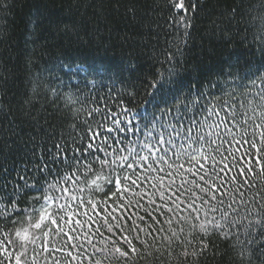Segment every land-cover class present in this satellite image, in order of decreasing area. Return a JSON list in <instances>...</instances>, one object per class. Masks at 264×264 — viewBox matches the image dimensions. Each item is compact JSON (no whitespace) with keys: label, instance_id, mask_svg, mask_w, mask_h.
Returning <instances> with one entry per match:
<instances>
[{"label":"snow or ice","instance_id":"6c2138e0","mask_svg":"<svg viewBox=\"0 0 264 264\" xmlns=\"http://www.w3.org/2000/svg\"><path fill=\"white\" fill-rule=\"evenodd\" d=\"M166 4L173 34L160 54L172 75L197 5ZM163 75L148 84L147 123L130 119L135 93L93 97L79 125L31 150L15 180L0 169V195L11 197L0 200V218L13 225L0 228V264H195L213 238L239 264H253L254 251L264 264V76L240 104L239 83L227 91L216 81L215 90L194 82L169 105Z\"/></svg>","mask_w":264,"mask_h":264},{"label":"trees","instance_id":"16d2710c","mask_svg":"<svg viewBox=\"0 0 264 264\" xmlns=\"http://www.w3.org/2000/svg\"><path fill=\"white\" fill-rule=\"evenodd\" d=\"M195 3L190 38L182 46L183 55L173 62L172 75L160 54L173 34L166 0H6L0 4V169H7L15 180L17 169L25 163L30 166L31 150L53 134L59 138L72 132L73 123L79 125L87 115L84 109L93 106V97L127 99L128 93H135L130 119L147 123L153 114L151 107H144L150 98L148 84L161 72L162 95L169 105L194 82L215 90L216 81H227V91H231L228 85L239 83L234 102H244L242 92L253 100L258 89L251 88V80L260 85L257 77L264 76L260 41L264 0ZM33 195L22 194L17 209L29 207ZM7 198H11L8 190L0 195V200ZM2 220L0 228L11 231L12 222L5 225ZM252 255L253 264H260L259 253ZM195 264H239V258L229 244L213 238Z\"/></svg>","mask_w":264,"mask_h":264}]
</instances>
